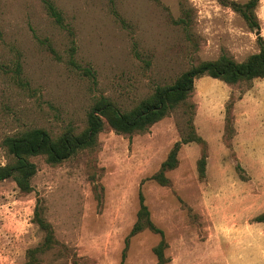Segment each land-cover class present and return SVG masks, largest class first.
<instances>
[{"label":"rangeland","instance_id":"374dc122","mask_svg":"<svg viewBox=\"0 0 264 264\" xmlns=\"http://www.w3.org/2000/svg\"><path fill=\"white\" fill-rule=\"evenodd\" d=\"M52 1L62 25L42 0H0V167L13 162L7 135L33 127L53 137L79 132L97 97L130 109L190 66L220 54L242 61L264 41V0L256 29L221 0ZM226 118L231 133L224 132ZM258 123L264 129V76L232 85L204 75L143 132L105 125L93 147L59 163L31 157L29 192L11 177L0 180V264H24L41 242L36 212L56 243L38 255L40 264H120L140 193L164 233L161 264H264L256 237L246 235L260 209L243 205L235 184L247 180L239 155ZM191 124L206 142L211 178H199L201 145L189 141L165 172L168 183L151 179L173 143L191 136ZM221 165L223 177L235 180L228 188L216 174ZM159 240L147 229L131 236L125 264H160L152 250Z\"/></svg>","mask_w":264,"mask_h":264},{"label":"trees","instance_id":"16d2710c","mask_svg":"<svg viewBox=\"0 0 264 264\" xmlns=\"http://www.w3.org/2000/svg\"><path fill=\"white\" fill-rule=\"evenodd\" d=\"M42 2L47 14L57 24L62 25V13L54 2L52 0H42ZM221 2L238 13L249 28L256 29L259 27L256 15L259 0H244L243 2L221 0ZM176 22L183 25V27L188 25V20L185 17L178 18ZM260 41L262 40L260 39ZM263 42H261L257 52L248 55L242 61H236L226 54H220L215 59L202 60L190 66L173 83L157 85L148 97L141 99L130 109L122 110L109 98L105 96L97 97L87 113L86 126L79 132L68 129L57 137H53L45 128L33 127L19 131L16 134L7 135L3 140V146L13 157V162L0 167V180L11 177L20 191L29 192L31 190V178L36 172V164L30 159L31 157L43 156L45 161L50 164L59 163L79 150L93 147L96 144L98 133L102 131L105 125L121 134L143 132L183 102L193 90L194 79L200 76L206 75L232 85L263 77ZM90 70V68H86L87 72H90ZM191 128V136L181 137L173 143L166 158L161 162L159 170L150 177L151 179L160 184H167L169 179L166 177L165 172L177 166L178 150L183 143L189 141L201 145V153L197 159V171L199 178L205 177L208 155L207 145L205 140L195 133L192 124ZM231 131V120L226 118L224 132L231 133ZM139 201L140 207L137 217L126 236L120 264H125L129 238L145 229L160 235V240L152 250L158 263L161 264L165 260L164 250L166 248L163 230L152 222L141 193L139 194ZM35 221L44 232L43 239L36 247L27 251L24 264H40L38 255L45 253L56 244L50 224L40 217L37 212ZM252 221L264 223V212L254 216Z\"/></svg>","mask_w":264,"mask_h":264},{"label":"crops","instance_id":"0c3cea01","mask_svg":"<svg viewBox=\"0 0 264 264\" xmlns=\"http://www.w3.org/2000/svg\"><path fill=\"white\" fill-rule=\"evenodd\" d=\"M213 79V78H212ZM217 81L219 79L214 78ZM223 82V81H222ZM225 83V82H224ZM251 139L248 143H244L242 152L239 155L240 163L246 170L247 180H234L225 179L224 167L221 165L217 169V177L220 179V183H226L227 188L230 186V182H234L237 188L244 191V197L242 203L245 206L256 207L260 209V212H264V129L259 127H253L251 130ZM210 155L208 157V164L206 166V177L211 178L212 174L209 168ZM262 208V209H261ZM249 233L246 231V235L255 236L258 243L260 259L264 262V223L253 222ZM254 264H261V261H255Z\"/></svg>","mask_w":264,"mask_h":264},{"label":"water","instance_id":"95a60500","mask_svg":"<svg viewBox=\"0 0 264 264\" xmlns=\"http://www.w3.org/2000/svg\"><path fill=\"white\" fill-rule=\"evenodd\" d=\"M258 33V32H257Z\"/></svg>","mask_w":264,"mask_h":264}]
</instances>
